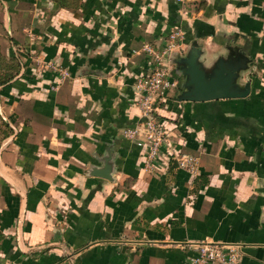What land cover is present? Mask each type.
Wrapping results in <instances>:
<instances>
[{
	"label": "crops",
	"instance_id": "crops-1",
	"mask_svg": "<svg viewBox=\"0 0 264 264\" xmlns=\"http://www.w3.org/2000/svg\"><path fill=\"white\" fill-rule=\"evenodd\" d=\"M176 28L175 56L197 41L209 66L228 45L252 59L239 80L251 79L248 97L197 102L177 100L173 58L178 87L159 117L199 158L197 176L165 149L147 169L124 136L141 118L144 46ZM0 30L22 62L0 89L12 128L0 147V264H190L201 241L241 243L237 264H264V0H0Z\"/></svg>",
	"mask_w": 264,
	"mask_h": 264
},
{
	"label": "built area",
	"instance_id": "built-area-1",
	"mask_svg": "<svg viewBox=\"0 0 264 264\" xmlns=\"http://www.w3.org/2000/svg\"><path fill=\"white\" fill-rule=\"evenodd\" d=\"M184 42L183 31L176 28L169 32L163 44H145L144 50L148 55L150 67L146 73L139 75L135 82L141 118L133 127L124 130V136L144 148L147 169H156L157 161L165 149L179 168L197 176L200 173L199 158L175 148L173 129L159 117V107L171 100V91L178 87V80L173 77V58L184 50ZM15 51L22 49L16 47ZM49 66L59 73L61 81L70 76L67 68L56 64ZM1 113L3 114L2 111ZM195 245L196 254L190 258V264H237L243 253L241 243L201 241Z\"/></svg>",
	"mask_w": 264,
	"mask_h": 264
},
{
	"label": "water",
	"instance_id": "water-1",
	"mask_svg": "<svg viewBox=\"0 0 264 264\" xmlns=\"http://www.w3.org/2000/svg\"><path fill=\"white\" fill-rule=\"evenodd\" d=\"M228 53L220 55L211 65L200 57L202 46L197 41L189 45L184 55H176L174 64L179 79L178 101H211L218 99L245 98L252 93V81L241 83L242 72L250 69L252 59L245 48L228 45ZM93 174L109 177L105 171Z\"/></svg>",
	"mask_w": 264,
	"mask_h": 264
},
{
	"label": "trees",
	"instance_id": "trees-1",
	"mask_svg": "<svg viewBox=\"0 0 264 264\" xmlns=\"http://www.w3.org/2000/svg\"><path fill=\"white\" fill-rule=\"evenodd\" d=\"M60 5L66 3L67 0H58ZM1 46V45H0ZM21 59L18 56L11 55L8 57L0 47V87H4L10 85L11 81L20 73L21 69ZM254 76H252L253 78ZM0 115L4 121V125L6 127V134L5 138L10 135L12 132V128L4 115L1 113L0 108Z\"/></svg>",
	"mask_w": 264,
	"mask_h": 264
},
{
	"label": "rangeland",
	"instance_id": "rangeland-1",
	"mask_svg": "<svg viewBox=\"0 0 264 264\" xmlns=\"http://www.w3.org/2000/svg\"><path fill=\"white\" fill-rule=\"evenodd\" d=\"M5 32H7V30H4V34L0 30V45H1L0 47L2 48V51H3V49H6V47L3 45L5 42H1V37L3 36L4 39H9V37L6 36ZM6 52H8V51L6 50ZM6 55L8 57H11L12 54L6 53ZM0 89H1V87H0ZM0 105H1V93H0ZM5 132H6V127L4 125V121H3L2 117L0 115V147H1L3 140L5 139V134H6Z\"/></svg>",
	"mask_w": 264,
	"mask_h": 264
}]
</instances>
